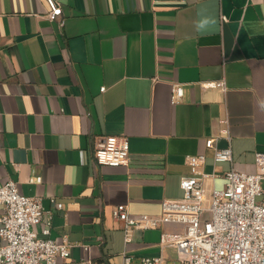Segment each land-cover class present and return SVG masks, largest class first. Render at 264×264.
Returning <instances> with one entry per match:
<instances>
[{
	"label": "crops",
	"instance_id": "1",
	"mask_svg": "<svg viewBox=\"0 0 264 264\" xmlns=\"http://www.w3.org/2000/svg\"><path fill=\"white\" fill-rule=\"evenodd\" d=\"M54 3L62 12L51 19ZM222 78L225 91L201 84ZM177 83L184 96L174 104ZM109 135L129 138L127 165L95 161ZM209 138L230 144L233 161L215 163ZM256 151H264V0H0V184L13 179L43 197L51 236L73 243L62 264H122L124 251L132 264L157 255L180 264L160 237L182 224L134 229L126 243L113 208L160 214L163 199L184 195L186 155H207L210 191L231 166L255 171Z\"/></svg>",
	"mask_w": 264,
	"mask_h": 264
},
{
	"label": "built area",
	"instance_id": "2",
	"mask_svg": "<svg viewBox=\"0 0 264 264\" xmlns=\"http://www.w3.org/2000/svg\"><path fill=\"white\" fill-rule=\"evenodd\" d=\"M54 3L51 19L61 15ZM222 19L226 17L222 15ZM64 24V19L61 20ZM203 87L227 89L224 78L201 82ZM101 87V91L105 90ZM184 96L181 84L172 87L171 102ZM227 124V120H225ZM230 140L228 125L223 130ZM214 148V162H232L233 150L216 147L214 138L206 141ZM95 161L101 165H127L130 161V141L127 136L109 135L93 148ZM205 153L186 155L190 173L181 177L184 191L181 198H165L160 214L132 213L124 203L116 205L113 216L122 221L126 243L134 229L158 228L167 223L182 224V232L162 231L160 243L177 250L180 264H264V151L255 153V171L246 172L231 166L225 172V185L208 191L205 181L213 174L203 171ZM40 181L41 177H32ZM42 196H30L20 191L13 179L0 184V264H62L71 253L72 241L51 236L52 211L43 206ZM58 209L63 203L51 199ZM48 212V217L45 215ZM44 225L38 229V225ZM122 264H132V256L124 251ZM85 264H100L88 260ZM141 264H164L163 257L145 256Z\"/></svg>",
	"mask_w": 264,
	"mask_h": 264
}]
</instances>
